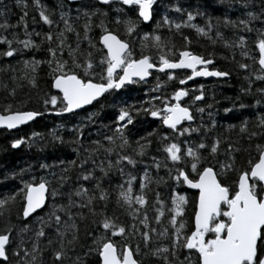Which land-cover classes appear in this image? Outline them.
I'll return each mask as SVG.
<instances>
[{
    "label": "snow or ice",
    "instance_id": "6c2138e0",
    "mask_svg": "<svg viewBox=\"0 0 264 264\" xmlns=\"http://www.w3.org/2000/svg\"><path fill=\"white\" fill-rule=\"evenodd\" d=\"M15 4V23L0 7V129L93 110L3 147L73 158L3 175L17 183L0 192V264H264V0H32L42 31ZM234 75L221 119L238 123L219 124L188 82Z\"/></svg>",
    "mask_w": 264,
    "mask_h": 264
},
{
    "label": "trees",
    "instance_id": "16d2710c",
    "mask_svg": "<svg viewBox=\"0 0 264 264\" xmlns=\"http://www.w3.org/2000/svg\"><path fill=\"white\" fill-rule=\"evenodd\" d=\"M26 3H28L29 5L27 10L29 13L28 23H29L30 30L32 27H35L37 31L47 30L44 26H42L39 23V17L36 13V10L32 7V0H26ZM41 3L46 4L49 7H51L54 3V0H41ZM4 6H7L8 9H11V13L8 14L9 22L15 23L18 17L21 15V9L16 6L15 0H0V7H4ZM214 7L217 10L214 11L211 8L208 10L213 16H220L224 14L225 8H226L225 4H216ZM236 14L237 13L234 11L231 12V15L233 17H235ZM32 17L36 18L37 23L35 25H33ZM197 22L202 23L203 21L198 20ZM185 32L194 41L193 43L194 51L203 50L199 47V44H204L207 48V42L204 41L203 39L197 42V38L194 32H191L189 30H185ZM225 34L228 35L229 33L225 31ZM249 42L251 43V40ZM217 51H223V50L217 49ZM37 55L39 56V54ZM217 64L218 66H221V67H230V65H226L225 62L222 60H218ZM42 76H43V73H42ZM161 79H163L162 76H161ZM151 83L152 81L150 79L149 85H146L145 89L147 87H150ZM200 83H204L206 85V88H205L206 100L211 102V99H210V94H211L215 96V99L217 101H219V103L215 105L217 109H221L220 115L216 117L218 123L225 124V125L228 123H238V121L236 120L221 119V116L223 115L222 108L226 106H231L229 101L225 99V97L235 98L243 82L234 75L227 82L218 80L216 78H211V79L200 78L194 81H189L188 86L192 87ZM41 88L44 91L48 90L46 79L41 80ZM170 90L171 89H169V91ZM26 91L27 89H24L20 94L23 95V92H26ZM117 95L119 96L120 94L118 93ZM142 96H143V93L141 91L137 89H129L125 98H127L129 102H133L135 100H139ZM28 106L35 107L36 100L33 99L32 102ZM92 110H93L92 106H89L85 108L84 110H81L80 117L78 118H82L85 112L92 111ZM106 112L110 113V110H106ZM78 118H69V117L59 118V117H56L55 115H48L45 118L32 122L29 125H25L16 131H12V130L6 131L4 129H0V181H3V183L0 184V192H6V191L11 190L17 183L16 181H13V180L4 181L3 175L5 173H11V171L13 170L19 171L20 168L27 167L29 164H32L33 166H35L38 161L52 163L57 157L64 158V159L73 158L72 150L70 147L63 146L59 148L58 150L53 151L50 145L44 146V142L39 141V140L30 149L25 146H22L21 149H18V150H9L7 152L3 151L2 150L3 147H6L8 145L9 140H11L14 137L24 136L25 134L31 135V132L33 131L40 132L44 134L45 137L47 138V133L50 129L56 128L57 125L59 124H64L65 129H66L67 127H71L72 123H74L75 120ZM102 120L107 122L105 112H101L100 116L97 117V124H99ZM149 122L151 126L155 125V122L152 121L151 118H149ZM149 130H150V127H149ZM220 130L222 129L218 128V131ZM60 134H63L66 140L70 138V134L64 129L60 130Z\"/></svg>",
    "mask_w": 264,
    "mask_h": 264
},
{
    "label": "water",
    "instance_id": "95a60500",
    "mask_svg": "<svg viewBox=\"0 0 264 264\" xmlns=\"http://www.w3.org/2000/svg\"><path fill=\"white\" fill-rule=\"evenodd\" d=\"M196 79H200V78H196ZM195 79V80H196ZM204 79H211V77L210 78H204ZM217 79V78H216ZM87 107H89V106H85V108H87ZM21 127H23V126H21ZM189 191H193V190H189Z\"/></svg>",
    "mask_w": 264,
    "mask_h": 264
},
{
    "label": "bare ground",
    "instance_id": "6f19581e",
    "mask_svg": "<svg viewBox=\"0 0 264 264\" xmlns=\"http://www.w3.org/2000/svg\"><path fill=\"white\" fill-rule=\"evenodd\" d=\"M12 131H16V130H12Z\"/></svg>",
    "mask_w": 264,
    "mask_h": 264
}]
</instances>
